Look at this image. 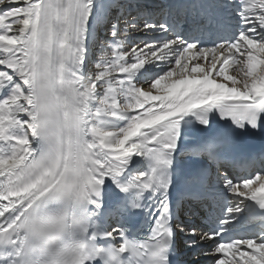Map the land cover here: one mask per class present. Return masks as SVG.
Segmentation results:
<instances>
[{"label":"snow or ice","instance_id":"snow-or-ice-1","mask_svg":"<svg viewBox=\"0 0 264 264\" xmlns=\"http://www.w3.org/2000/svg\"><path fill=\"white\" fill-rule=\"evenodd\" d=\"M257 135L264 0H0V264H264Z\"/></svg>","mask_w":264,"mask_h":264},{"label":"bare ground","instance_id":"bare-ground-1","mask_svg":"<svg viewBox=\"0 0 264 264\" xmlns=\"http://www.w3.org/2000/svg\"><path fill=\"white\" fill-rule=\"evenodd\" d=\"M160 2V4H167V2L165 0H158ZM144 2L146 3H149V4H155L154 0H144ZM99 56V52H97L95 54V57H98ZM184 221V218H180ZM178 247L180 248L181 250V258H183L185 255V245H184V238L183 236L181 235L180 237H178ZM187 257V261H193L194 264H210V261L207 260V259H203L202 261L199 260V258L203 257V256H200V257H195L194 255L191 257V256H186ZM191 258V259H190ZM190 259V260H189Z\"/></svg>","mask_w":264,"mask_h":264}]
</instances>
